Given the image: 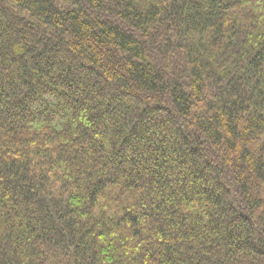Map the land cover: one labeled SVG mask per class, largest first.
<instances>
[{
	"label": "trees",
	"instance_id": "16d2710c",
	"mask_svg": "<svg viewBox=\"0 0 264 264\" xmlns=\"http://www.w3.org/2000/svg\"><path fill=\"white\" fill-rule=\"evenodd\" d=\"M0 264H264V0H0Z\"/></svg>",
	"mask_w": 264,
	"mask_h": 264
}]
</instances>
